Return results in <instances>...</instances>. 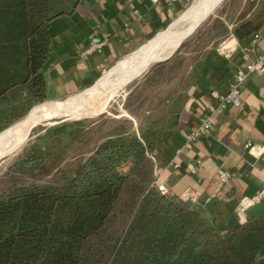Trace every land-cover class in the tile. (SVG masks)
<instances>
[{"label": "trees", "instance_id": "trees-1", "mask_svg": "<svg viewBox=\"0 0 264 264\" xmlns=\"http://www.w3.org/2000/svg\"><path fill=\"white\" fill-rule=\"evenodd\" d=\"M80 1L0 0V133L49 98L51 23ZM148 141L109 138L65 183L0 193V264H264V209L221 228L202 206L163 195Z\"/></svg>", "mask_w": 264, "mask_h": 264}, {"label": "crops", "instance_id": "crops-1", "mask_svg": "<svg viewBox=\"0 0 264 264\" xmlns=\"http://www.w3.org/2000/svg\"><path fill=\"white\" fill-rule=\"evenodd\" d=\"M189 1L81 0L73 13L51 23L54 52L44 70L48 97H73L85 86L90 85L88 90L100 83L107 69L137 53L184 16ZM246 22L253 29L238 35L236 30ZM255 34L260 35L256 42ZM92 39L106 41V45L100 52L84 55ZM227 40L235 45L231 53L221 50ZM252 46L255 51L251 57L264 54V0L250 3L241 18L228 25L221 42L209 45L190 66L184 109L152 150L158 182L169 187L171 195L212 213L221 228L237 226L264 209L262 200L252 205L245 217L237 212L244 197H253L264 189V152L254 156L246 148L248 142L264 147V77L249 74L240 86L242 107L218 110L209 134L196 140L190 136L217 105L211 92L228 91L237 71L248 61L244 49ZM196 166L198 171L194 173ZM220 170L230 173L228 180L220 178Z\"/></svg>", "mask_w": 264, "mask_h": 264}, {"label": "rangeland", "instance_id": "rangeland-1", "mask_svg": "<svg viewBox=\"0 0 264 264\" xmlns=\"http://www.w3.org/2000/svg\"><path fill=\"white\" fill-rule=\"evenodd\" d=\"M207 1L190 0L185 15L195 6L203 8ZM255 1L222 0L169 59L155 63L142 77L118 89L105 112L92 117L57 115L37 125L30 140L19 152L9 161L0 162V193L28 184L49 186L65 183L109 138L124 134L136 137L146 135L149 139L147 144L156 142L184 109L190 66L200 59L209 45L221 42L228 33V25L240 19L250 3ZM131 56L124 57L110 70L107 69L105 76ZM138 71L134 77L139 74ZM88 86L76 95L72 94L73 97L48 98L35 105L24 118L0 135L23 121L35 108L51 101L67 102L87 91ZM130 164V161H125L121 169L127 171Z\"/></svg>", "mask_w": 264, "mask_h": 264}, {"label": "bare ground", "instance_id": "bare-ground-1", "mask_svg": "<svg viewBox=\"0 0 264 264\" xmlns=\"http://www.w3.org/2000/svg\"><path fill=\"white\" fill-rule=\"evenodd\" d=\"M217 3L218 0H208L203 8L193 7L161 36L144 45L90 90L67 102L51 101L35 108L23 121L0 135V162L13 158L30 140L34 128L42 122L52 120L57 115L92 117L105 112L118 89L131 81L143 65L146 64L138 71L139 73L151 62H157L170 55L180 40L192 32ZM201 16L203 17L199 20Z\"/></svg>", "mask_w": 264, "mask_h": 264}, {"label": "built area", "instance_id": "built-area-1", "mask_svg": "<svg viewBox=\"0 0 264 264\" xmlns=\"http://www.w3.org/2000/svg\"><path fill=\"white\" fill-rule=\"evenodd\" d=\"M154 2H158L159 0H153ZM259 34H255L254 42H256L259 38ZM233 38L232 40H234ZM232 40H227L221 45V50L225 53H231L235 49V45L231 42ZM106 45V41H97L92 39L89 43L88 47L84 51V55H90L95 52H100ZM245 54L248 56V61L244 69H239L232 80L229 89L227 92L223 93L218 90H213L211 92V96L213 99L217 101V105L214 109L208 112L205 117L202 119L201 125L198 129L191 134L190 139L196 140L198 137L209 134L212 130V117L215 112L218 110H225L229 106H238L242 107V91L241 84L247 78L249 74L257 73L264 77V54L259 53L255 54L252 57L250 53L255 51V47L252 46L250 48H245ZM246 148L250 153L254 156H260L264 152V147L258 143L248 142L246 144ZM198 171V166L193 168V172L196 173ZM220 178L223 181H226L230 177V173L228 171L220 170L219 172ZM158 189L163 195H171V190L164 183L158 182ZM264 200V189L253 197H244L237 208V212L242 217H245L246 211L254 204Z\"/></svg>", "mask_w": 264, "mask_h": 264}, {"label": "water", "instance_id": "water-1", "mask_svg": "<svg viewBox=\"0 0 264 264\" xmlns=\"http://www.w3.org/2000/svg\"><path fill=\"white\" fill-rule=\"evenodd\" d=\"M222 0H220L209 12H208V14H206L205 15V17L197 24V26L194 28V30L192 31V32H190V33H188L186 36H184L181 40H180V42H179V44H178V46L173 50V52L170 54V55H168L167 57H165V58H163V59H160V60H158L157 61V63L158 62H161V61H164V60H167V59H169L176 51H177V49L180 47V45L184 42V40L186 39V38H188L198 27H199V25L214 11V9L220 4V2H221ZM153 38V37H152ZM156 62H151L143 71H141L136 77H134L131 81H130V83L132 82V81H134L135 79H138V78H140V77H142L149 69H150V67H152L154 64H155ZM33 109V108H32ZM31 109V110H32ZM30 110V111H31ZM244 222H246V219L245 220H242V223H244Z\"/></svg>", "mask_w": 264, "mask_h": 264}]
</instances>
